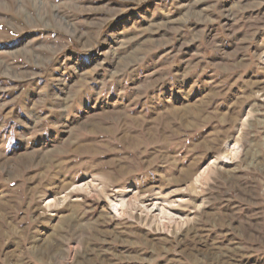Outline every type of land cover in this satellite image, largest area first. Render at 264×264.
I'll list each match as a JSON object with an SVG mask.
<instances>
[{"label":"rangeland","instance_id":"1","mask_svg":"<svg viewBox=\"0 0 264 264\" xmlns=\"http://www.w3.org/2000/svg\"><path fill=\"white\" fill-rule=\"evenodd\" d=\"M0 264H264V0H0Z\"/></svg>","mask_w":264,"mask_h":264},{"label":"bare ground","instance_id":"2","mask_svg":"<svg viewBox=\"0 0 264 264\" xmlns=\"http://www.w3.org/2000/svg\"><path fill=\"white\" fill-rule=\"evenodd\" d=\"M238 152H239V146H238V143L235 142V143H233V145H232L231 148L228 147V148L226 149V153H225L224 156H225V157H228V156H234V155H236Z\"/></svg>","mask_w":264,"mask_h":264}]
</instances>
